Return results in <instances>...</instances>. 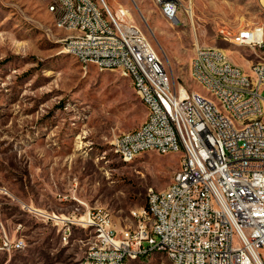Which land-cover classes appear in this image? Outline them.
<instances>
[{"label": "rangeland", "instance_id": "rangeland-1", "mask_svg": "<svg viewBox=\"0 0 264 264\" xmlns=\"http://www.w3.org/2000/svg\"><path fill=\"white\" fill-rule=\"evenodd\" d=\"M178 1L180 26L163 18L156 0H105L114 13L128 8L177 83L209 98L191 79L195 44L223 49L247 70L257 58L221 39L218 29L264 23V0ZM50 7L49 0H0V188L7 191L0 221L26 241L22 251L0 253V264H79L99 240L94 227L70 225L66 234L61 222L25 206L65 218L102 208L125 227L148 191L167 189L181 164V155L155 151L131 163L118 157L113 139L141 126L147 109L131 80L84 68L65 53L68 33ZM163 263L166 256L153 252L128 264Z\"/></svg>", "mask_w": 264, "mask_h": 264}, {"label": "built area", "instance_id": "built-area-1", "mask_svg": "<svg viewBox=\"0 0 264 264\" xmlns=\"http://www.w3.org/2000/svg\"><path fill=\"white\" fill-rule=\"evenodd\" d=\"M62 2L66 11L58 18L64 24L81 25L80 33L66 38L64 49L80 50L84 68L92 66L89 57H97L100 72L121 70L142 104L149 106L146 122L135 134L115 136V153L122 160V155L150 145L168 155L179 152L183 166L175 172L176 186L169 196L148 191L157 212L156 230H149L144 206L131 211L138 213V220L120 228L102 208L65 220L28 206L24 209L46 221L61 222L66 234L70 225L94 227L99 245L89 248L79 264H128L133 260H126L127 252H134V260L142 259L138 250L145 248L170 249L180 264H264L260 253L264 251V125H258V118H264V23L246 24L242 33H231L225 25L218 29L221 39L235 37L252 55L260 52V59L251 61L247 70L216 47L195 46L190 62L191 74L217 90L225 107L247 123V130H240L221 119L206 98L176 82L156 48L148 45V37L132 24L128 8L112 13L103 0ZM156 6L168 23L180 26L178 0H156ZM248 79H255V88H248ZM0 194L7 191L0 188ZM25 247V239L11 234L0 221V253Z\"/></svg>", "mask_w": 264, "mask_h": 264}, {"label": "bare ground", "instance_id": "bare-ground-1", "mask_svg": "<svg viewBox=\"0 0 264 264\" xmlns=\"http://www.w3.org/2000/svg\"><path fill=\"white\" fill-rule=\"evenodd\" d=\"M52 1H53L54 8H52V7H50V8H51L52 12L54 13V15L57 16L58 27L60 29L65 30L68 33L66 38L75 37V35H77L78 33L81 32V25L73 24V23L64 24V19H59L58 15H64L65 14L66 3L62 2V0H52ZM103 1L107 6V3L105 2V0H103ZM87 2L96 3L95 0H87ZM69 4H78V0H69ZM107 8L109 9L108 6H107ZM121 8H125V7H121ZM118 10L116 12H118ZM186 10L188 11L190 19L193 22L192 8H189ZM131 15H132V24H134L135 27H137V31L139 33L143 34L142 30L135 24L132 13H131ZM244 31H245V26H241L236 30L231 28V33H242ZM143 36H145V35L143 34ZM66 38L63 40V48L67 47V39ZM224 40L226 41V39H224ZM227 42H229L230 44H232L236 47H241V42L236 41L235 37H227ZM148 45H152L149 42V40H148ZM195 46H200V45L198 43H196ZM261 49H264V37H261ZM64 51H65V53L76 58V60L84 66V58H83V55L80 53V50H78L76 48H69V49H64ZM253 55L257 59H260V52H253ZM89 65H92V66H95L96 68H99L98 58L97 57H89ZM114 72H118L121 75V70H114ZM190 73H191V70H190ZM191 79L194 82H197L200 85L204 86L209 91V94L211 97L206 98L205 96L199 94L198 92L190 90L191 93H196V94L200 95L201 98H206V100L208 102V106H212L215 109V111L218 112L221 119H226L228 124H230L231 128H240V130H247V123H244V119H239L238 115H235L230 109H227V107H225V99L220 96V94L217 92V90H214L212 87L208 86L206 84L205 80L198 79V77L195 75L191 74ZM182 87L187 88L183 84H182ZM248 88H255V79H248ZM144 106L147 109V116H148L149 106L148 105H144ZM144 122H146V120ZM258 125H264V118H258ZM128 134H135V130L128 132ZM113 149H114V147H113ZM151 151H155V152H158V153L164 154V155L168 154L167 151L158 150V149H156V147H151L150 145H143L142 147L134 149V151L131 154L122 155V160L126 163H131L141 154L151 152ZM170 154H179V152H171ZM181 166H183V157L182 156H181L180 168H181ZM175 186H176V178L174 175L173 180H172L171 184L169 185V187L165 190H159V193H161L162 196H169V194H171L173 192V190H175ZM40 211H42V210H40ZM53 216H54V218H59V219L65 220V217L60 218L57 215H53ZM144 216H146V218H147L149 230L158 229L157 212H156L155 205L152 204V197L150 195V192L147 193V202H146V205L144 206ZM131 220H138V213H131ZM95 245H99V240ZM91 248H93V247H91ZM153 252L165 255L167 258V261L169 262L168 264H180V257H173L170 249H166V248H154V249L145 248V249L138 250V258H142L143 256L145 257L148 254H151ZM126 260H134V252H127L126 253ZM118 264H126V263H118ZM163 264H165V263H163Z\"/></svg>", "mask_w": 264, "mask_h": 264}, {"label": "trees", "instance_id": "trees-1", "mask_svg": "<svg viewBox=\"0 0 264 264\" xmlns=\"http://www.w3.org/2000/svg\"><path fill=\"white\" fill-rule=\"evenodd\" d=\"M142 258H144V256Z\"/></svg>", "mask_w": 264, "mask_h": 264}]
</instances>
